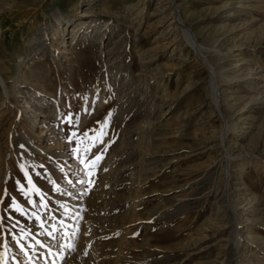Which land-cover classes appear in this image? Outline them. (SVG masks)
I'll list each match as a JSON object with an SVG mask.
<instances>
[{
  "label": "rangeland",
  "instance_id": "rangeland-1",
  "mask_svg": "<svg viewBox=\"0 0 264 264\" xmlns=\"http://www.w3.org/2000/svg\"><path fill=\"white\" fill-rule=\"evenodd\" d=\"M177 2L198 50L171 0H0V71L10 86L21 77L14 103L35 93L60 104L54 124L63 125L66 150L79 164L78 202L65 192L45 195L56 222H64V204L77 206L81 252L102 234L103 264H264V103L251 102L264 93V80L253 83L264 76V0ZM80 18L87 38L72 39ZM200 53L218 75L221 110ZM3 101L0 240L9 235L17 261L36 251L34 263L42 264L44 249L31 242L30 228L53 230L49 204L31 190L14 155H21L16 112L24 102L13 108ZM224 116L237 126L226 138L229 187ZM40 161L28 167L45 190L58 174L48 159ZM34 208L49 214L43 222L31 218ZM250 230L239 251L236 242ZM15 235L26 249L14 245ZM55 248L65 264L78 258ZM7 255L0 247V262Z\"/></svg>",
  "mask_w": 264,
  "mask_h": 264
},
{
  "label": "bare ground",
  "instance_id": "bare-ground-1",
  "mask_svg": "<svg viewBox=\"0 0 264 264\" xmlns=\"http://www.w3.org/2000/svg\"><path fill=\"white\" fill-rule=\"evenodd\" d=\"M171 1L173 3V10L175 11V19L178 22V26L182 29L183 32H187L190 34L191 42L194 46V49L198 50L196 38L194 37L192 31L186 25V21L181 16L180 4L177 2V0H171ZM61 19L62 18L59 15L58 22L56 24L57 30L62 26ZM86 22H87L86 18H80L78 20V24H76V28L74 29L75 31L73 30L74 34H72V36H73L72 39H74L75 37L78 38L79 36L81 39L87 38L88 32L85 33V31H86V28H88V27L86 26L87 25ZM248 33L250 34V32H248ZM252 34H254V33H252ZM77 35H78V37H77ZM251 38H253V37L251 36ZM63 41L67 42L65 37L63 38ZM256 44L262 45L263 43L261 44V41H259ZM46 45H47V43H46ZM162 46L166 47L165 45H162ZM61 52H64V51L62 50ZM57 56H59V55L56 54V56H54V58H56ZM198 56L201 58L203 64H205V66L209 69V71H211L214 97L216 99L218 108L221 110L222 101H221V95H220V92L218 89L219 88V86H218V75L215 71L214 66L212 65V63L208 60V58L205 55L200 53V54H198ZM252 73H254V72H252ZM255 73L258 74L260 72H255ZM235 78L238 79L240 77L239 76L238 77H231L228 80L232 81V80H235ZM20 80H21V77H18L14 81V83L10 86L8 84V80H6V78H5V75L0 71V91H1L0 92V98H1V100H4L3 103L7 102L8 107H13V106L15 107V104L17 106L21 102H24V105H22L23 106L22 110L19 111V109H18V111L16 112V114H17L16 120H17V123L19 124L18 126L21 129V134H20L21 137L19 138V141L17 142V147H19L21 157L19 155H16V154H14V155L16 156V160H17V163L19 165V168L22 171V173L24 174L25 179L27 180L29 186L31 187V190L37 191L40 194H42L43 199L49 204V214L51 215V218H52L51 219L52 220L51 226L53 227V230H50L48 227L44 228L45 229L44 235H39L38 233L35 234V232H33L34 229L30 228L32 230V236H33L31 242L34 244L35 243L39 244L38 246L40 248L44 249L40 255L42 264H49V262H51L52 264H65V262H66L65 259L62 258L63 256L58 252L57 248H55L58 245L60 246V244L62 246H65V248H67L69 257L73 256V255L78 257L75 260L74 264H103L100 261V258H101L100 253L101 252L99 251L100 246H101L99 235H102V234L95 235V236L93 235L92 237L90 236L91 238L86 240L87 243H83L84 247L85 246L86 247L84 249H82L83 252H81V250H79L76 247V243H75V240L81 236V235H79L80 234L79 232H81L78 229L79 225L74 227V222L77 221V224L81 222L79 215H78L79 212H77V210H78L77 206H74V208H75L74 209V208L69 207V203L64 204V206L62 207V210H64V212L66 213L63 215L64 222H59V221L56 222V218H54V217H56V212H54L55 210H53V208H52L53 205L50 206V201L48 200L47 196L45 195V193H50V194L52 193V196L57 198L58 195H63V192H65L64 194H66V196L64 198L68 199L69 196H72L73 202L76 204L77 191L75 189V186L73 185V180L78 179V181H81V178L78 176L79 175L78 170L76 168V167H79V164H78L77 160H71V157H70L71 154L68 152V150H66L67 143H66L65 129H64L63 125L61 127H58L57 125L54 124V121H57L58 117H59V113L57 112V109H59L60 104L58 101H55V103H51L49 101V99H47L46 97L43 98L40 96H36L35 93L29 95L31 97V99H28L25 101H22L21 99H16L17 101H16V103H14L11 100V94L13 92V94L15 95L17 92L22 91L21 87H19L20 86V84H19ZM253 80H254L253 83L256 84V86H257L259 81L264 80V76L263 75H261V76L257 75L256 78H254ZM251 89L256 90L257 87H252ZM26 94H27V91H26ZM252 98H254V99H251V102L252 101L253 102L258 101L260 103L261 102L264 103V93L259 95L258 97L255 96ZM13 110H15V109H13ZM12 112H14V111H12ZM224 118L226 120L227 127L222 134L221 142L227 151V159H228L227 160L228 161L227 186L229 187L230 186L229 166H230V161L233 159V157H232V155H230L229 148L226 145V138H227L228 131L229 130L235 131L237 129V126L235 124H230V122L226 116H224ZM263 125H264V123H263ZM263 125L260 128H262ZM48 145H49V147H48ZM6 148L7 147H5V149L3 147H0V155L2 154L3 150L4 151L7 150ZM38 157H40L39 158L40 160H42V158L45 157L50 162H52V164L54 166V171L56 174H58V179H57V177L51 178V188H46L45 190H41L39 188V186L36 184L34 177L32 176V173L30 172L29 167H28L29 162L43 166V164H44L43 161L37 160ZM73 159H75V158H73ZM7 168H8V166H7ZM243 168H244V166L242 167V169ZM11 174H12V171L9 169L6 172V175L4 178H6L8 181L9 179H11ZM251 207L253 209H255V204H252ZM73 209L75 211L72 212ZM69 211H71V213H69ZM233 211H234L235 215H237L236 214V208H234ZM30 214H31V218L34 219L36 221V223L43 222L44 217L46 219V217L49 215L48 213H42V211H40L38 208H37V210H36V208H34V211L30 212ZM1 217L2 216H1V212H0V219H1ZM53 218H54V220H53ZM63 218H61V219H63ZM86 225H87V223H86ZM236 225L238 226V228L244 227L243 219L237 220ZM88 227H90V226H88ZM4 230H6V229H4ZM252 234H253V232H252V230H250L249 232L245 233L246 237H243L242 240L239 239L236 242V248L239 251L241 250V245H244L245 241H247L248 238H250ZM8 236L9 235L6 233L3 236V238L0 240V247L4 248V250L6 252H8V254L10 253V255H7L3 260H1L2 262H0V264H23L22 262H26V264H36V263H34L35 262L34 260L36 258H38L36 253H35L36 251L34 253L32 252L33 254L28 253L29 252L28 251L26 254H24L22 256V262L17 261L16 260L17 258H15L12 255L13 253L10 252L11 246H10V243L8 242L9 241ZM12 237H14L17 240L14 245H17L18 249H19V247L21 248L20 250H22V249L24 250V248L26 249L27 244L25 243L26 244L25 245L21 241V239H18V236L15 235ZM18 241H19V243H18ZM241 243H243V244H241ZM21 245H23V248L21 247ZM11 255L13 257V258L11 257L12 260L9 258V256H11ZM240 261H241L240 258H238V264H240ZM68 264H71V263L69 262Z\"/></svg>",
  "mask_w": 264,
  "mask_h": 264
},
{
  "label": "snow or ice",
  "instance_id": "snow-or-ice-1",
  "mask_svg": "<svg viewBox=\"0 0 264 264\" xmlns=\"http://www.w3.org/2000/svg\"><path fill=\"white\" fill-rule=\"evenodd\" d=\"M73 135H75V133H73ZM101 135H102V133H101ZM101 142H103V141H101ZM100 158H101V157H100L99 155H97V156L95 157V160L98 161ZM81 162L84 163L83 160H82ZM86 167H87V165H86ZM18 243H19V241H18ZM21 247L23 248V245H21Z\"/></svg>",
  "mask_w": 264,
  "mask_h": 264
}]
</instances>
